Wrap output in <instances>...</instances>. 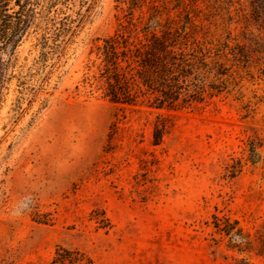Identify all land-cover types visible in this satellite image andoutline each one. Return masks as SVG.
Returning a JSON list of instances; mask_svg holds the SVG:
<instances>
[{
    "label": "rangeland",
    "instance_id": "rangeland-1",
    "mask_svg": "<svg viewBox=\"0 0 264 264\" xmlns=\"http://www.w3.org/2000/svg\"><path fill=\"white\" fill-rule=\"evenodd\" d=\"M123 1L9 0L12 17L0 13V28L23 27L0 30L18 39L0 53L13 73L0 100V264H49L59 247L93 264H264L214 226L238 220L257 238L264 223V0H185L192 22L179 0ZM176 28L218 53L220 79L202 70L211 97L157 108L104 96L103 39Z\"/></svg>",
    "mask_w": 264,
    "mask_h": 264
},
{
    "label": "trees",
    "instance_id": "trees-1",
    "mask_svg": "<svg viewBox=\"0 0 264 264\" xmlns=\"http://www.w3.org/2000/svg\"><path fill=\"white\" fill-rule=\"evenodd\" d=\"M176 1L162 0V7ZM179 1L187 8L186 18L192 22L190 13L192 5L185 0ZM151 7L156 11H160L161 8L157 4ZM8 9L9 0H0V13L4 12L6 17H12L7 13ZM154 20L158 23L157 18ZM11 29L14 33H19L23 27L12 25L6 20L0 28L5 34ZM169 32L163 31L158 35L154 30L150 32L153 39H148V34L146 39H131L128 31L119 30L108 39H103L102 44L97 47L96 60L98 80L104 96L117 103L147 101L157 108L186 107L204 101L207 96L211 97L215 93V84L204 76L202 70L207 67L206 72L214 71V77L220 79L219 75L223 74L222 64L215 61L217 67H210L208 60L216 52L198 37L189 39L183 35L181 28H176L173 36H169ZM40 40L45 49L50 47V44L53 45V49H61V39L60 43L57 42L58 39ZM12 41L13 39H0V53L9 46L15 47L18 39L11 43ZM11 66L12 59H5L0 55V100L3 89L13 76ZM162 132L163 126L157 125L156 143L161 139ZM214 226L222 237L228 239L227 245L230 248L239 252H254L264 257V223L262 229L258 231L257 238H253L252 234L240 226L238 220L223 219L215 215ZM254 240L261 243V249L255 245ZM49 264H93V261L84 251L59 247Z\"/></svg>",
    "mask_w": 264,
    "mask_h": 264
}]
</instances>
